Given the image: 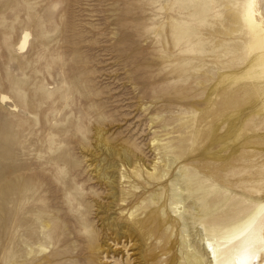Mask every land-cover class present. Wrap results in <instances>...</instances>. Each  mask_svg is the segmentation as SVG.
Returning <instances> with one entry per match:
<instances>
[{"label":"rangeland","instance_id":"1","mask_svg":"<svg viewBox=\"0 0 264 264\" xmlns=\"http://www.w3.org/2000/svg\"><path fill=\"white\" fill-rule=\"evenodd\" d=\"M251 3L0 0V264H184L175 244L181 263L165 262L164 236L197 249L212 234L199 217L264 203ZM9 188L38 234L21 248L14 227L12 258ZM246 252L263 259L264 210Z\"/></svg>","mask_w":264,"mask_h":264},{"label":"bare ground","instance_id":"2","mask_svg":"<svg viewBox=\"0 0 264 264\" xmlns=\"http://www.w3.org/2000/svg\"><path fill=\"white\" fill-rule=\"evenodd\" d=\"M251 8L247 12V19L249 20L250 24V31L251 34L254 36L255 43L250 46V48H258L260 49V53L258 55L259 63L260 65V73L261 76L264 78V0H251ZM252 11V16H250ZM29 33L27 31H24L19 39L18 42V49L23 50L28 42ZM7 96L2 95L1 100H6ZM125 160L129 163V165L132 164V161L129 160L126 155H124ZM119 178V177H118ZM13 181V180H12ZM11 181V182H12ZM178 182V178L176 180ZM12 187V184H10ZM14 187L16 185L14 184ZM10 189V193L8 196V206L7 208V219H8V228H9V234H8V253L9 256L12 258L13 254L11 251V247L14 246V236L10 235L11 232H13L14 227H18V237L17 242L19 246L22 248L21 242L22 237L28 236L33 240H36L38 238V234L31 233L28 231V227L32 225V221L29 218V215L25 217V221H21L19 219H15L13 217V203L15 195H13V189ZM9 192V191H8ZM25 197V198H24ZM19 198V216L23 214L24 208H25V199L26 196L18 197ZM57 198H61V194L57 196ZM179 206L177 208L178 215L184 216V209H182L183 201L182 199L178 197ZM36 207H40L38 205H35ZM264 210V203H261L256 206L253 213L246 218L245 220H242L240 222H235L228 224V221L226 220L227 214L220 217H214V218H204L199 217V219L202 221V223L206 226H210L209 230L212 234L209 237H206L203 243L198 246L196 249L192 242H189V240L183 241V239H180V243L176 239H171L170 237L167 238V236H164L163 238V246L161 247L160 251L163 253H167V257L165 259V262L174 263L176 260H179L181 263V259L179 258L177 253H174L171 251V244H175L178 246L182 251V256L184 258V264H264V255L262 261L259 260V258H255L253 254H248L246 252L247 248V238L248 234L251 231L252 226L256 223L258 216L262 214ZM31 215V214H30ZM38 221H42L43 217L40 215H36ZM214 216V214H213ZM185 217V216H184ZM6 219V220H7ZM184 222H182V228L179 229V232L183 228L187 227V219L184 218ZM36 220V219H35ZM34 221V220H33ZM34 223V222H33ZM121 228V226H120ZM218 228V229H217ZM40 232L44 233L45 235L50 236L53 234L50 230H40ZM175 234L178 232L173 231ZM189 236V234H187ZM68 239L65 237H61V243L53 245V249L55 247H60L61 254H67V250L63 248L60 244H64ZM26 242V241H25ZM223 249V251H222ZM222 252L224 254H222ZM222 254L224 258H220L218 255ZM54 258L56 259L57 256L53 254ZM18 263L19 264H32L31 258H25L22 255L18 256ZM182 264V263H181Z\"/></svg>","mask_w":264,"mask_h":264}]
</instances>
